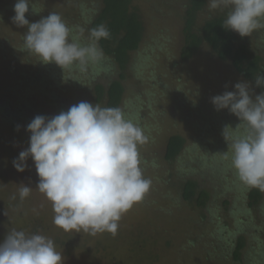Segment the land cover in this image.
I'll return each mask as SVG.
<instances>
[{
  "label": "rangeland",
  "instance_id": "374dc122",
  "mask_svg": "<svg viewBox=\"0 0 264 264\" xmlns=\"http://www.w3.org/2000/svg\"><path fill=\"white\" fill-rule=\"evenodd\" d=\"M28 2L25 18L29 23L55 12L71 30L70 39L75 36L82 45L91 42L90 18L100 9L101 0ZM15 3L0 0V243L13 229L42 234L54 241L63 264H256L261 253L264 257V242L260 241L264 204L250 216L244 212L245 198L238 192L223 193L220 184L227 179L228 185L247 187L231 167L228 148L232 138L242 132L236 129L240 121L227 109L217 111L211 103L213 97L235 91L238 82H248L253 97L257 91L206 43L191 60L182 59L185 0H133L132 9L142 17L144 36L125 73L98 44L101 54L84 64L62 69L54 63H41L24 48L27 26L12 22ZM222 12L227 10H211L208 0L197 31ZM258 38L264 39V28L248 35L251 45ZM121 74L125 75L121 109L148 137L139 146V154L143 175L151 180L150 189L122 216L116 235L65 232L54 225L52 205L36 190L39 178L32 159L26 161L24 172H17L13 161L29 147L26 129L36 116L51 118L81 101L93 104L95 79L105 75L121 80ZM174 136L186 140L187 150L178 162L165 159L169 139ZM186 162L190 172L209 169L218 174L219 182L213 186L220 194L215 193L211 201L218 210L210 208L202 214L181 199L186 180L197 176L184 170ZM208 178L203 187L211 188ZM21 184L33 189L23 201L19 198ZM224 200L230 203L226 208ZM243 231L248 248L236 262L229 243Z\"/></svg>",
  "mask_w": 264,
  "mask_h": 264
},
{
  "label": "clouds",
  "instance_id": "9594fccd",
  "mask_svg": "<svg viewBox=\"0 0 264 264\" xmlns=\"http://www.w3.org/2000/svg\"><path fill=\"white\" fill-rule=\"evenodd\" d=\"M209 8L227 10L223 27L241 37L264 28V0H209ZM13 10L12 22L27 26L25 50L43 64L62 69L84 64L101 54L97 43L110 36L100 25L91 30V42L82 45L77 37L70 39L71 30L59 14L51 12L29 23L28 0H16ZM262 85L264 76H258L256 86ZM234 88L213 97L211 103L240 121L236 129L242 132L228 145L239 181L264 191V92L253 97L246 81ZM26 131L29 147L19 153L13 167L24 172L26 161L32 159L39 178L36 190L52 205L54 225L65 232L116 235L122 216L143 200L151 186L140 167L139 146L148 141L144 129L126 119L119 107L81 101L51 118L36 116ZM32 190L21 184L20 200ZM0 264H63V257L52 239L13 229L0 243Z\"/></svg>",
  "mask_w": 264,
  "mask_h": 264
},
{
  "label": "trees",
  "instance_id": "16d2710c",
  "mask_svg": "<svg viewBox=\"0 0 264 264\" xmlns=\"http://www.w3.org/2000/svg\"><path fill=\"white\" fill-rule=\"evenodd\" d=\"M185 2V27L183 30L185 44L182 51V59L184 61L191 60L206 43L220 60L229 62L239 75L254 84L257 95L264 92V85L261 87L256 86V78L264 76V39L258 38L256 39V44L251 45L248 41V36L241 37L235 32L226 30L223 27L226 12H222L219 16L207 20L201 29L197 31L199 15L205 11L208 0H185ZM132 3L133 0H101L100 9L96 10L95 17L90 18V33L92 29L100 25H104L108 29L110 36L107 39L99 40L97 44L106 57L113 59L116 67L122 73H125L128 69L131 56L139 51L144 36L142 17L137 9H132ZM254 47L258 48L262 54L257 53L253 49ZM97 79L92 85L95 91V102L93 105L99 104L101 107L121 108L125 94V88L122 83L125 75L121 74V80L112 79L105 75ZM14 130H16V127H14ZM186 150V140L183 137L174 136L169 139L165 159L178 162ZM190 163L195 164V161L190 160ZM190 163L186 162L188 168L184 170L190 172ZM210 172L209 169L190 172L189 174H197V176L186 180L181 195L183 201L195 205L202 214H204V210H210V208L214 209V211L218 210L217 205L211 202L215 193L217 195L220 194L217 193L219 192L218 187L213 186L219 182L216 176L218 174L214 171ZM208 177L211 178V188L203 187L206 184V180L210 181ZM220 184L223 186V193L238 192L245 198L246 209L244 212H248L250 216H252V212L255 211L258 205L264 204V191L258 188L238 186L236 184L228 185L227 179L220 181ZM229 205V201L224 200L222 202V206L225 208ZM205 218L204 216L203 220ZM262 228L263 232L261 231L262 238L260 241L264 242V220ZM244 234L245 232L243 231L237 236L233 235L231 237L233 241L229 243L230 251L234 255L236 262L241 260L244 251L248 248ZM254 250L252 249V251ZM261 257L256 264H264L262 253Z\"/></svg>",
  "mask_w": 264,
  "mask_h": 264
}]
</instances>
